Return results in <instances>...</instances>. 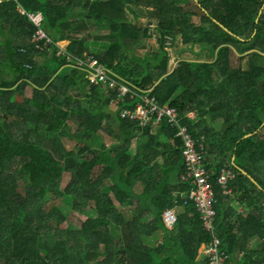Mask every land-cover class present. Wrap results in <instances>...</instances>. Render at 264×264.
Here are the masks:
<instances>
[{"label":"trees","instance_id":"obj_1","mask_svg":"<svg viewBox=\"0 0 264 264\" xmlns=\"http://www.w3.org/2000/svg\"><path fill=\"white\" fill-rule=\"evenodd\" d=\"M133 6L159 22V51L146 58L137 48L150 33L131 19ZM40 12L48 38L35 41L30 14ZM94 30L103 34L83 37ZM179 36L182 58L174 67L170 50L178 52ZM184 47L205 48L210 61L184 58ZM86 54L144 97L177 109L216 192L222 248L238 260V237L258 236L257 250L239 259L264 264L263 217L249 216L239 226L242 236H231L218 184L225 170L232 178L238 173L233 187L243 191L235 185L264 163V0L0 3V263L208 264L199 255L211 236L186 196L192 185L182 180L186 142L179 126H144L136 116L139 97L114 106L117 90L78 67L75 58ZM75 116L77 134L68 124ZM217 120L224 124L219 139L209 123ZM100 131L119 142L93 146ZM65 173L72 178L66 188ZM176 207L184 210L169 229L164 214Z\"/></svg>","mask_w":264,"mask_h":264},{"label":"built area","instance_id":"obj_2","mask_svg":"<svg viewBox=\"0 0 264 264\" xmlns=\"http://www.w3.org/2000/svg\"><path fill=\"white\" fill-rule=\"evenodd\" d=\"M3 1V0H0ZM26 14V12H24ZM37 27H41L43 23V16L41 13L30 14ZM46 34L43 30H39L37 40L43 39ZM80 65L88 66L91 71V80L100 84L108 85L111 88H119L121 95L125 96L129 89L121 85L117 80L110 76L109 71L98 63L96 59H89L87 62L80 61ZM130 115V113H126ZM137 115L143 119V122L148 124L156 117V121L160 122L164 117L170 118V123L174 126H179V135H186L187 127L180 126L178 123L177 112L175 109L168 107H161L156 100H146V104L140 103L137 109ZM186 161L190 169L189 181L191 183L190 200L195 202L198 211L202 214L205 228L208 232L213 233L214 241L205 245L201 253L207 260L208 264H229L228 255L222 248V242L215 237V222L216 210L214 208L215 201L213 196V188L210 184L206 171L200 167L201 156L195 148L194 142L189 135H186ZM232 176L230 171H227L220 178V183L226 185L228 179ZM165 224L169 229H174L178 223V215L175 211H167L164 216Z\"/></svg>","mask_w":264,"mask_h":264},{"label":"crops","instance_id":"obj_3","mask_svg":"<svg viewBox=\"0 0 264 264\" xmlns=\"http://www.w3.org/2000/svg\"><path fill=\"white\" fill-rule=\"evenodd\" d=\"M140 52V51H138ZM141 54V53H140ZM139 54V55H140ZM149 54V51L147 52L146 56ZM141 57V55H140ZM146 58V57H145ZM194 114V113H193ZM210 125L214 128V130L220 132V133H215L218 134L217 138H221L223 132H224V124H223V120H217V121H211L209 122ZM262 127H264V124L262 125ZM262 127L260 128V130H258L257 132H255V134L259 133L262 129ZM252 134H249L246 137H250ZM209 160L210 159H214L212 156H208L207 157ZM237 160V157H235L234 155L232 156V164H235ZM256 161V160H255ZM259 164H257V168L260 169V171H254V173L251 175L248 172H245V175L248 174V177L250 179H244V183L241 184H236L235 185V189L239 191L240 187L245 185L247 189H244L243 191H239V192H235L233 184L235 183H239L240 181H238V173L236 174L235 178H232L228 184L226 185H222L219 180H218V184L222 187V192H223V205L224 208H222L221 212H223L225 214L226 217V223L225 226L226 228H228V230L232 231L231 236H236V235H241L240 232V228L239 227L243 220L248 219L249 216H253V215H259L262 216L264 219V163H260L262 162L260 160L257 161ZM259 180V181H258ZM242 182V181H241ZM254 183L256 185V187L253 186ZM248 190V192L246 191ZM215 192V189H214ZM215 196H216V192H215ZM217 199V198H216ZM218 201V199H217ZM218 204V202H217ZM220 204V201H219ZM184 207H180L179 208V215L183 212ZM216 213H217V209H216ZM217 217V216H216ZM217 221V220H216ZM205 228V227H204ZM208 232V231H207ZM211 236V240L208 243H204L202 245V248L205 245H209L214 241V236L208 232ZM215 237H217L218 239H220L218 233H217V226H216V222H215ZM260 240L257 237H254L250 240V242H247L244 240V238L242 237H238L237 241L235 242V248H236V258H240L244 253H249V254H253L255 252V250H257L258 246H259ZM202 248L200 250V255L199 257H204L203 253H201ZM225 253L227 254V250L224 249ZM228 255V254H227ZM236 262L238 264H240L238 262V260H234L230 257V255H228V262L229 264H233L232 262Z\"/></svg>","mask_w":264,"mask_h":264},{"label":"rangeland","instance_id":"obj_4","mask_svg":"<svg viewBox=\"0 0 264 264\" xmlns=\"http://www.w3.org/2000/svg\"><path fill=\"white\" fill-rule=\"evenodd\" d=\"M195 3L197 4H200V0H193ZM200 6V5H199ZM135 9V13L137 14H130V17L131 19H135V22H137V24L142 28V29H148V32L150 33V36L145 38L144 39V43L143 45H140L137 49L138 52L140 55H141V58H145L146 57V54L148 51H156L155 49H157L159 51V34H158V21L154 18L150 19V18H147V11H144L142 10L140 7L138 6H133ZM196 11V10H195ZM200 13V11H199ZM135 15V16H134ZM137 16V17H136ZM93 33L94 35H101L103 33H101V30H94L93 32H87V33H84L83 34V37H87L89 34ZM182 37L179 36L178 38V42L180 45V48H176L178 50V52L176 53L174 50H170L171 54H172V58L174 59L172 64L173 66L175 67L176 64H175V60L176 59H181L182 56L179 55V52H182ZM185 50L183 52V56L184 58H190V59H197L196 56H198V60L199 61H210L208 60V53H207V50L205 48H199L198 51H193V50H189L188 48L184 47ZM86 56H89V57H93V55H89V54H86ZM77 60V57L75 58ZM130 63V62H129ZM233 63L236 65V64H239L240 63V60L238 59H233ZM29 95L32 94V89L29 90L28 92ZM113 110L116 109L115 107L112 108ZM2 113L0 112V118L2 117ZM13 121V120H11ZM68 124H69V127H70V130L71 132H73V134H77L78 131H79V127L81 125V121L79 120L78 117L75 116V118H72L68 121ZM119 142V139L109 135L107 132H102L100 131L97 136L95 137V140L93 141L92 145L93 146H107V147H110L112 146L113 144H116ZM94 153H91L89 152L88 154H85V157L89 158V159H93L94 157ZM71 181H72V178L70 176V173H65L64 174V181H63V187L66 188L68 187L70 184H71ZM140 191L142 190L141 188H138ZM74 226H79V223L78 222H73ZM161 238V236H160ZM232 262V261H231ZM238 262L242 264L241 262V259H238ZM233 264H238L236 263L235 261L232 262ZM1 264V263H0ZM4 264V263H2Z\"/></svg>","mask_w":264,"mask_h":264},{"label":"bare ground","instance_id":"obj_5","mask_svg":"<svg viewBox=\"0 0 264 264\" xmlns=\"http://www.w3.org/2000/svg\"><path fill=\"white\" fill-rule=\"evenodd\" d=\"M47 38H48V36H47ZM49 41H50V39H49ZM89 59H96V58H95L94 56H93V57H92V56H91V57L88 56V57H86V59H80V60H78V58H77V65H78V67H79V68H88L90 71H92L88 66H86V65H80V61H85V62H87ZM100 65H103V66L109 71L110 76L113 77L115 80H117V82H119L121 85H123V86H125V87H127V88L129 89L128 93H127L125 96H123V95H121V91L119 90V88H111V87L108 86V85H104V84H100V83H98V84H100L101 86H104V87H106V88H108V89H115V90H117V92H118V96H117V98H116L115 100L112 101V104H113L114 106L118 107V104L121 103V102H123V101H127V100H128V97H131V98L139 97L140 101H139V102L137 103V105H136V116H137L138 119H140V120L142 121V124H143L144 126H149V125H151V126H157V125H160V123H162L164 120H167V122L170 123V118L167 117V116L164 117L160 122H157V121H156V117H154V118L152 119V121H151L150 123H148V124L144 123V122H143V119H141V118L138 117V115H137V109H138V106H139L140 103H142V104H146V100H147V99H148V100H156V102H157L161 107H168V108H171V109H175L176 112H177V115H178V111H177L176 108L162 105V104H160V102H159L156 98H154V97H148V96H145V97H144L143 94H140V93H138L137 91L133 90L128 84L123 83L122 81H120L121 78H120V77H119V76H118L113 70L109 69L105 64L100 63ZM142 92H143V90H142ZM126 113H130V115L132 114L131 111H126ZM191 115H192V114H191ZM189 116H190V115H189ZM191 117H192V116H191ZM177 118H181V117L177 116ZM170 124L173 126L172 123H170ZM184 127H187L188 130H187V132H186V135H189V136L191 137V139H192L193 142H194L195 148H196V145H197V143H198L197 139H196L195 136L191 133L190 128H189L187 125H184ZM177 135H178V136H182V135H179V133H178ZM186 135L182 136V137L184 138L185 142H186V140H187ZM185 146H186V144H185ZM196 149H197V148H196ZM185 150H186V149H185ZM197 151H198V150H197ZM199 154H200V153H199ZM184 157H185V160H186L185 152H184ZM199 166L202 167V168L206 171V174H207L208 180H209L210 184L212 185V188H213V196H214V201H215L214 208H215V207H216V204H217L218 201H217L216 196H215V192H214L213 184L211 183V178H210V176H209V174H208L207 168H206L201 162H200V165H199ZM225 172H227V171L225 170V171L223 172V174H224ZM231 173H232V172H231ZM189 174H190V169H189V167H188V165H187V161H186V172L184 173V175H183V177H182V180H183L184 182L190 183V181H189ZM223 174H222V176H223ZM232 174H233V173H232ZM222 176H221V177H222ZM221 177H220V178H221ZM230 178H232V176H231ZM230 178L228 179V181H227L226 184H228ZM219 182H220V179H219ZM190 184H191V183H190ZM190 191H191V189H190ZM186 196H187L188 198H190V197H189V196H190V192H189V193H186ZM215 210H216V208H215ZM167 211H175V212L177 213V215H178V219H179V208H178V207L168 209ZM167 211H166V212H167ZM165 214H166V213H165ZM165 214H164V216H165ZM231 254H232V253H231Z\"/></svg>","mask_w":264,"mask_h":264},{"label":"clouds","instance_id":"obj_6","mask_svg":"<svg viewBox=\"0 0 264 264\" xmlns=\"http://www.w3.org/2000/svg\"><path fill=\"white\" fill-rule=\"evenodd\" d=\"M6 1H8V0H3V1H0V3L2 4V3H4V2H6ZM41 14H42V16H43V23H44V20H45V17H44V15H43V13L42 12H40ZM36 14H38V13H36ZM31 21L33 22V20L31 19ZM34 23V22H33ZM43 23H42V25H41V27H37L36 25H35V23H34V25L37 27V33H36V35H35V37H34V39H35V41H39V40H42V39H39V40H37V35H38V32H39V30L41 29V30H43ZM44 31V30H43ZM44 33L46 34V32L44 31ZM43 39H47V34H46V37L45 38H43Z\"/></svg>","mask_w":264,"mask_h":264}]
</instances>
